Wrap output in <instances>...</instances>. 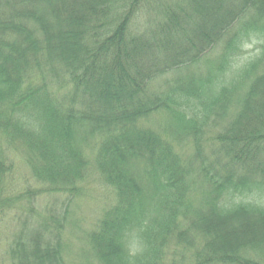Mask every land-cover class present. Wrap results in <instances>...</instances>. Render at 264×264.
<instances>
[{"label":"trees","instance_id":"1","mask_svg":"<svg viewBox=\"0 0 264 264\" xmlns=\"http://www.w3.org/2000/svg\"><path fill=\"white\" fill-rule=\"evenodd\" d=\"M0 221L4 264H264V0H0Z\"/></svg>","mask_w":264,"mask_h":264},{"label":"rangeland","instance_id":"2","mask_svg":"<svg viewBox=\"0 0 264 264\" xmlns=\"http://www.w3.org/2000/svg\"><path fill=\"white\" fill-rule=\"evenodd\" d=\"M258 41H253L252 43H245L244 46V54L239 55L236 57L231 64L229 65L228 69L222 72L218 78H222L225 81H230L232 76L239 71L242 65H245L248 59L258 53L256 45L259 44ZM238 55V54H237ZM237 63V67L236 63ZM16 167L14 168L13 172L2 179L5 184V189L8 191L12 189L21 188L22 178H28L29 171L26 169L24 170V166L22 163V159L19 155H16L13 158ZM14 180H13V178ZM48 198V197H47ZM43 198L42 202H39L38 208L40 212L42 211L43 207H46L50 204L49 199ZM110 200V196L108 192L99 186V184L91 185L90 189L82 196L78 198L77 205L73 206L72 213H71V220L75 223L70 226V229L73 230L71 234H68L66 239L70 240L69 244L71 247V258L74 262L80 263L82 260L78 254L81 248H84L86 245L84 243V239L82 233L88 230L94 224L95 217L100 215V210L103 207V203ZM3 223L0 221V264H4L3 261V251L6 249V241L4 239V234L2 231ZM135 248H139V246L134 247V251L137 250ZM6 264V262H5Z\"/></svg>","mask_w":264,"mask_h":264}]
</instances>
